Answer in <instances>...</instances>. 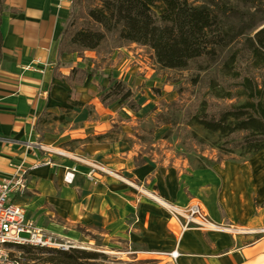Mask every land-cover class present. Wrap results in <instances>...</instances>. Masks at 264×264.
<instances>
[{
    "label": "rangeland",
    "instance_id": "rangeland-1",
    "mask_svg": "<svg viewBox=\"0 0 264 264\" xmlns=\"http://www.w3.org/2000/svg\"><path fill=\"white\" fill-rule=\"evenodd\" d=\"M262 3L263 10L254 17L255 23L264 18V0ZM237 48L236 44L228 51ZM78 56L86 66L84 69L94 72L95 76L86 86L71 87L80 90L78 97L65 101L62 94L61 99H57L62 109L39 115V126L33 129L28 145L52 143L54 148L76 152L86 162L83 166L100 168L95 179L100 175L113 176L119 184L134 187L131 189L139 198H143L139 195L142 191L148 195L153 193L181 209L191 204L200 205L212 224L232 230L189 229L201 231L207 242V233H222L231 240L245 232L255 233L253 238L264 234V226L256 225L258 218L264 224V178L259 173L264 170V153L256 159L239 151L223 154L214 146L216 138L190 126L186 119V112L195 113L203 101L209 111L238 102L217 100L208 89L210 81L221 84V63L226 55L207 71L180 73L159 68L149 49L136 46ZM247 59L244 54L243 60ZM108 78L127 84L140 107L138 113L118 104L108 108L100 105V91L107 88ZM196 79L199 83L193 86ZM71 102L81 103L82 107H73ZM171 103L178 104L180 109L168 108ZM50 107L55 109L53 103ZM60 116L63 121L54 120ZM6 147L13 151L19 148L11 143ZM19 149L17 158H24L27 152V162L30 155L43 154L34 146ZM43 155L40 160L45 159ZM95 160L97 162H93ZM19 163L15 159L10 161L11 165ZM25 167L30 166L25 164ZM42 180L31 178L29 191L20 200L27 223L70 249L61 252L16 247L12 249V257L18 264H54L63 260L56 252L69 253L72 249L96 255L95 260L77 264H174L170 257L148 254L144 246L131 243L122 234H111L105 226L87 222L82 208H76L75 195L64 190L65 184L57 183L52 192L39 186ZM255 181L261 186L259 192ZM166 193L172 196L171 201L165 199ZM145 200L144 203L175 222L168 211ZM134 220V216H129L127 224Z\"/></svg>",
    "mask_w": 264,
    "mask_h": 264
},
{
    "label": "trees",
    "instance_id": "trees-1",
    "mask_svg": "<svg viewBox=\"0 0 264 264\" xmlns=\"http://www.w3.org/2000/svg\"><path fill=\"white\" fill-rule=\"evenodd\" d=\"M262 2L71 0L56 55L61 58L86 52H112L134 45L149 49L159 68L176 73L207 71L226 55L221 63V84L210 81L208 89L217 100L238 102L209 111L203 101L195 113L186 112V119L190 126L216 138L214 146L219 152L239 151L251 159L264 151V18L253 22L263 10ZM6 10L0 0V28ZM236 44L239 48L228 51ZM2 47L0 29V65ZM244 54L248 56L246 61ZM94 76V72L72 68L63 79L70 87L86 86ZM198 83L196 79L193 86ZM98 100L103 108L118 104L133 113L140 111L132 91L122 80L108 78V86L100 91ZM70 104L82 107L81 103ZM167 107L180 109L176 103ZM54 120L63 121L61 116ZM39 123L37 118L34 129ZM56 253L63 260L54 264L96 259L93 253L73 249L69 253Z\"/></svg>",
    "mask_w": 264,
    "mask_h": 264
},
{
    "label": "crops",
    "instance_id": "crops-1",
    "mask_svg": "<svg viewBox=\"0 0 264 264\" xmlns=\"http://www.w3.org/2000/svg\"><path fill=\"white\" fill-rule=\"evenodd\" d=\"M3 4L7 10L1 16L0 28L3 37L0 65V180L12 173L9 167L12 159L24 161L30 167L38 165L31 178H43L39 186L52 192H55L57 183L65 184L64 190L75 195L76 208H82L87 222L105 226L111 234H122L131 243L144 246L148 254L172 258L171 254L175 253L176 257L172 258L174 264H264V234L253 238L255 233L245 232L231 240L222 233H207V242L206 236L199 230L181 232L179 225L144 203L145 199L139 198L128 185L119 184L113 176L100 175L101 179L93 177L88 181V169L83 166L86 162L76 152L74 155L81 159L80 164L58 160L54 167L41 166L45 159H39L43 155L40 153L30 155L28 162L27 152L24 158H17L19 148L31 142L39 115L62 109L58 101L62 94L65 101L78 97L80 90L72 89L63 77L72 68L84 69L86 66L76 54L61 58L56 55L58 37L71 0H3ZM64 70L67 72L63 73ZM55 92L56 97H53ZM51 103L55 109H51ZM5 143L19 148L16 151L5 149ZM51 144L48 146L52 147ZM71 167L76 170L72 183L67 184L63 176L65 169ZM263 171L259 172L262 179ZM253 178L255 180V174ZM255 189L259 192L260 184L256 183ZM165 199L172 200L170 193H166ZM129 216L135 217L132 224H127ZM259 220L256 219L258 228L264 226Z\"/></svg>",
    "mask_w": 264,
    "mask_h": 264
},
{
    "label": "built area",
    "instance_id": "built-area-1",
    "mask_svg": "<svg viewBox=\"0 0 264 264\" xmlns=\"http://www.w3.org/2000/svg\"><path fill=\"white\" fill-rule=\"evenodd\" d=\"M29 69H32V67ZM27 146L28 148L34 146L37 151L45 155V161L41 165L44 167H54L55 162L58 160L76 164L81 163L79 157L60 147L52 148L44 144H29ZM9 167L12 173L0 180V264H18L15 258L12 257V249L16 247H33L61 252L68 251L70 249L69 246L56 243L43 231L35 229L28 224L25 208L20 204V200L24 194L29 191L31 173L37 170L39 166L33 165L26 168L25 162L22 161L18 165H10ZM87 169L86 179L88 181H91L100 171L99 167L95 165H90ZM75 170V167L65 169L66 174L63 176L65 183H72ZM128 186L134 188L131 185ZM139 195L154 205L168 211L169 215L180 226L181 232L191 228L219 232L220 228L208 220L202 207L198 204H191L181 209L153 193L148 195L139 191ZM171 257H176L175 253H172Z\"/></svg>",
    "mask_w": 264,
    "mask_h": 264
},
{
    "label": "bare ground",
    "instance_id": "bare-ground-1",
    "mask_svg": "<svg viewBox=\"0 0 264 264\" xmlns=\"http://www.w3.org/2000/svg\"><path fill=\"white\" fill-rule=\"evenodd\" d=\"M53 97H56V92L54 93ZM263 153H264V151H263ZM219 231H223V232H232V230H230V229H222V228H220ZM240 233H241V232H240Z\"/></svg>",
    "mask_w": 264,
    "mask_h": 264
},
{
    "label": "water",
    "instance_id": "water-1",
    "mask_svg": "<svg viewBox=\"0 0 264 264\" xmlns=\"http://www.w3.org/2000/svg\"><path fill=\"white\" fill-rule=\"evenodd\" d=\"M263 28V27H262Z\"/></svg>",
    "mask_w": 264,
    "mask_h": 264
}]
</instances>
